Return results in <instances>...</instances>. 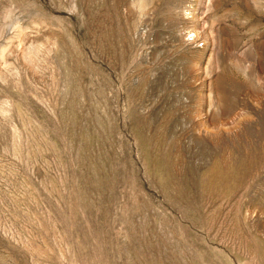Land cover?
<instances>
[{"label": "rangeland", "instance_id": "rangeland-1", "mask_svg": "<svg viewBox=\"0 0 264 264\" xmlns=\"http://www.w3.org/2000/svg\"><path fill=\"white\" fill-rule=\"evenodd\" d=\"M0 264H264V0H0Z\"/></svg>", "mask_w": 264, "mask_h": 264}]
</instances>
